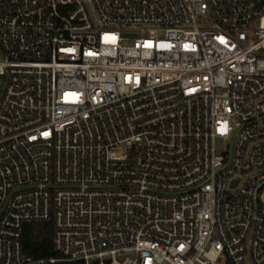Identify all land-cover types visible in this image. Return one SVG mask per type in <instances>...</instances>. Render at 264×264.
<instances>
[{
  "label": "built area",
  "instance_id": "2783aa9c",
  "mask_svg": "<svg viewBox=\"0 0 264 264\" xmlns=\"http://www.w3.org/2000/svg\"><path fill=\"white\" fill-rule=\"evenodd\" d=\"M63 263L264 264V0H0V264Z\"/></svg>",
  "mask_w": 264,
  "mask_h": 264
},
{
  "label": "trees",
  "instance_id": "16d2710c",
  "mask_svg": "<svg viewBox=\"0 0 264 264\" xmlns=\"http://www.w3.org/2000/svg\"><path fill=\"white\" fill-rule=\"evenodd\" d=\"M51 223L28 222L23 225L22 243L26 254L34 257H60L52 246ZM68 264V263H63Z\"/></svg>",
  "mask_w": 264,
  "mask_h": 264
}]
</instances>
